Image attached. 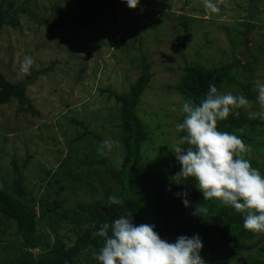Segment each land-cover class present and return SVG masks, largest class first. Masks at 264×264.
<instances>
[{
	"label": "rangeland",
	"instance_id": "rangeland-1",
	"mask_svg": "<svg viewBox=\"0 0 264 264\" xmlns=\"http://www.w3.org/2000/svg\"><path fill=\"white\" fill-rule=\"evenodd\" d=\"M14 1L15 6H19L26 0ZM253 1L257 7L251 14L247 6L253 4L249 0H214L220 8L218 13L206 10L203 0H140L135 9L129 8L125 0H104L108 7L103 8L98 0H29L27 8L35 15V20L20 15L14 28H2L0 74L7 82L16 84L37 71L46 72L36 75L33 83L26 87V97L37 114L18 112L14 100L0 106V176L10 175L12 157L22 160L26 154L31 155L30 165L24 172L26 189L32 190L37 199L48 200L51 206L56 187L46 191L48 183L39 180L40 176L44 177L43 170L54 172L67 155L73 158L75 155L80 161L86 150L83 143L91 139L90 135L85 136L82 143L73 147L70 142L86 130L72 124L71 120L100 135V142L111 141L112 148H105L104 156L120 164L122 151L115 129L118 105L108 97L107 91L124 94L129 84L138 78L136 60L132 62L131 58H137L139 52L151 64L153 74L138 105L139 116L149 126L152 136L139 167L144 168L147 157L152 158L154 168L168 159L176 161L171 149L179 142L180 132L175 125L180 121L183 101L175 85L184 65L198 64L207 68L230 65L234 58L240 59L247 47L248 55L241 60L242 65L250 60L249 47H252L256 49L252 53L257 59L254 72L250 75L240 68L231 69L235 82L224 86L221 94L234 95L238 82L250 81L255 89L257 81L264 83V0ZM170 14H175L174 18ZM179 15L196 19L188 34L177 26L175 17ZM248 15L252 16L249 21L256 28L239 35L237 28H242L238 24ZM57 17L64 21L71 17L73 21L56 28L36 22ZM240 36L243 45L239 42ZM122 39L134 45V50L121 47ZM137 40L142 41L140 45ZM25 56H31L34 61L28 73L20 71ZM253 105L256 104L243 110L251 116L264 111L261 105L255 109ZM257 140L264 142L263 129ZM162 147L165 150H161ZM73 151H76L74 155ZM262 156L264 158V154ZM81 169L87 168L82 166ZM72 187L69 182L61 195L60 201L66 208L99 197L71 193ZM47 192L49 195H45ZM35 211L37 230L50 234L46 218H39L38 206ZM67 229L63 226L59 231L68 235ZM15 231L14 225L0 218V264H9L20 253V239ZM263 240L253 242L260 247ZM254 253L255 248L227 259L219 250L215 254L203 251L200 255L205 264H251L248 255ZM83 264L89 263L84 261Z\"/></svg>",
	"mask_w": 264,
	"mask_h": 264
},
{
	"label": "trees",
	"instance_id": "trees-1",
	"mask_svg": "<svg viewBox=\"0 0 264 264\" xmlns=\"http://www.w3.org/2000/svg\"><path fill=\"white\" fill-rule=\"evenodd\" d=\"M103 1L98 0V5L102 8L108 7V4ZM249 1L253 6L247 7L253 14L257 4L253 0ZM28 2L29 0H26L21 5L15 6L14 0H0V34L5 26L14 28L20 15L35 20V15L27 8ZM181 8L188 10V8ZM170 15L173 18L175 16V14ZM250 15L238 24L242 28L240 30L237 28L239 35H246L256 28V25L250 22L252 21ZM175 20L177 26L188 34L190 25L196 19L188 15H179L175 17ZM72 21L71 17L66 21L57 17L55 20L36 22L56 28L67 23L71 24ZM141 42L137 40L139 45ZM239 42L243 45L241 36ZM120 46L127 51L134 50V45L124 39L120 41ZM253 50L256 49L249 47L250 60L242 65L241 60L237 58H234L235 61L230 65L214 68L198 64L184 65L180 79L175 85V90L180 94L183 103L191 100L194 104H199L205 98L209 84H214L221 93L224 86L235 82V76L230 75L231 69L240 68L244 73L251 75L254 72L253 65L257 62L256 54L252 53ZM134 60L137 64L135 68L138 70V78L129 84L127 91L124 94L107 91L108 97L113 98L118 105V125L115 129L119 134L122 151L120 164L110 161L104 156V152L103 154L98 152L102 143L99 141L100 135L88 131L82 123L71 120L72 124L86 130L83 134L76 135L70 142L73 147L74 144L82 143L85 136L90 135L91 139L83 143L86 150H83L80 161L74 155L76 151H73L74 158L67 155L54 172L48 169L43 170L44 177L40 176L39 180L48 183L46 191L56 187L55 192L52 193L55 198L51 200L52 204L49 206L48 200L37 199L32 190L26 189L24 172L28 169L32 156L26 154L22 160L11 158V170L8 175L11 177L0 176V218L15 226V234L20 239V253L9 264H83L84 261L97 264L93 254L99 252L103 239L94 237L92 233L98 230L102 223H111L115 218L128 212H131L135 224L155 225V231L162 239L169 242H174L180 235L191 237L198 234L203 243L201 252L215 254L219 250L224 259H227L235 253L239 255L255 248V253L248 255V260L251 264H264L262 260L264 240L260 247H257L258 243L253 242L264 239V233H256L243 227L245 213L237 212L215 198L204 201L193 177L181 180L183 184H175V178L172 177L180 171L181 167L177 160L173 162L168 159L164 164L154 168L152 158L147 157L144 168L139 167L144 157L146 144L152 142V136L149 126L139 116L138 105L153 74L150 72L151 64L140 52L137 58H131L132 62ZM45 72L46 70L37 71L16 84L7 82L0 74V106L14 100L17 103L18 112L37 114L26 97V87L33 83L36 75ZM126 80L129 78L127 77ZM237 86L238 89L234 95L245 96L249 101L248 105L256 104L252 107L254 109L260 105L257 99L258 90L250 81L238 82ZM248 105L234 109L239 113L238 115L229 114L227 119L218 121L217 129L238 135L250 149L244 154L245 158L250 160L253 168L264 175L262 156L264 142L257 140L261 129L264 130V118L258 115L251 116L248 111L243 110ZM183 117L182 112L179 122L183 121ZM184 134L181 131L179 137ZM161 150L165 149L162 147ZM82 166L87 169L83 171ZM69 182L73 186L69 192L82 193L87 198L94 194L99 197L90 199V202H80L73 208H66L60 200ZM185 191L190 201L188 207H185L181 198L175 195L177 192ZM110 195L119 196L123 203L109 206ZM199 205H205L207 213H201L200 216L194 215V209ZM36 206L39 207V218L41 220L46 218L48 221L47 227L50 234L37 230ZM63 226L68 227L66 230L68 235L59 231Z\"/></svg>",
	"mask_w": 264,
	"mask_h": 264
},
{
	"label": "clouds",
	"instance_id": "clouds-1",
	"mask_svg": "<svg viewBox=\"0 0 264 264\" xmlns=\"http://www.w3.org/2000/svg\"><path fill=\"white\" fill-rule=\"evenodd\" d=\"M125 2L135 9L140 0ZM203 5L211 13L220 11L214 0H203ZM33 63L31 56H25L20 71L28 73ZM257 89L258 102L264 108V83L257 81ZM248 103L243 95L221 94L214 84H209L199 104L186 100L181 108L183 121L175 125L178 132L185 134L171 149L181 167L172 178L180 185L181 180L193 177L204 201L215 198L245 213L243 227L264 233V175L245 158L244 154L250 149L238 135L217 129L218 121L227 119L229 114L238 115L234 109ZM252 115L264 118V111ZM105 148L111 150V141L104 140L98 152L103 154ZM175 195L185 207L190 205L186 191ZM108 203L109 206L121 205L123 200L110 195ZM201 213H207L205 205H199L193 214L200 216ZM92 235L103 239L99 252L93 254L97 264H205L200 255L203 243L198 234L180 235L169 242L155 231V225L135 224L131 212L111 223H102Z\"/></svg>",
	"mask_w": 264,
	"mask_h": 264
},
{
	"label": "water",
	"instance_id": "water-1",
	"mask_svg": "<svg viewBox=\"0 0 264 264\" xmlns=\"http://www.w3.org/2000/svg\"><path fill=\"white\" fill-rule=\"evenodd\" d=\"M247 55L248 53H247V47H246L244 50V53L239 57L240 60L244 61L247 58Z\"/></svg>",
	"mask_w": 264,
	"mask_h": 264
}]
</instances>
